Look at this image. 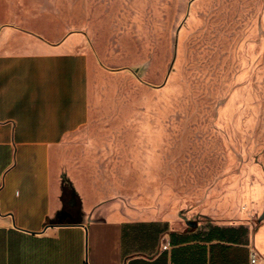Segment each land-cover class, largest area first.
Returning <instances> with one entry per match:
<instances>
[{
  "label": "rangeland",
  "instance_id": "374dc122",
  "mask_svg": "<svg viewBox=\"0 0 264 264\" xmlns=\"http://www.w3.org/2000/svg\"><path fill=\"white\" fill-rule=\"evenodd\" d=\"M189 1L0 0V30L11 33L2 48L67 38L88 52L89 120L72 138L88 142L131 208L255 231L264 220V0H191L185 17Z\"/></svg>",
  "mask_w": 264,
  "mask_h": 264
},
{
  "label": "crops",
  "instance_id": "0c3cea01",
  "mask_svg": "<svg viewBox=\"0 0 264 264\" xmlns=\"http://www.w3.org/2000/svg\"><path fill=\"white\" fill-rule=\"evenodd\" d=\"M10 34L0 30V264H249L252 248L264 255V220L254 231L131 208L88 142L72 138L89 120L88 52L67 38L4 50ZM63 172L83 214L47 223L63 207Z\"/></svg>",
  "mask_w": 264,
  "mask_h": 264
},
{
  "label": "trees",
  "instance_id": "16d2710c",
  "mask_svg": "<svg viewBox=\"0 0 264 264\" xmlns=\"http://www.w3.org/2000/svg\"><path fill=\"white\" fill-rule=\"evenodd\" d=\"M71 198H73V203L70 205L69 200ZM61 199L63 202L62 209L53 219H48L47 223L79 222L83 214L80 200L74 190L72 182L65 174L61 175Z\"/></svg>",
  "mask_w": 264,
  "mask_h": 264
},
{
  "label": "water",
  "instance_id": "95a60500",
  "mask_svg": "<svg viewBox=\"0 0 264 264\" xmlns=\"http://www.w3.org/2000/svg\"><path fill=\"white\" fill-rule=\"evenodd\" d=\"M190 2H191V0L188 2L185 17H186L187 14H188ZM179 28H180V25H179L178 28L176 29V35H175V40H174V52H173L172 60H171V62H170V65H169V68H168V71H167V74H166V78H167V76H168V74H169V72H170V70H171V68H172V65H173V62H174V59H175L176 48H177V34H178V31H179ZM133 71H134V73H135L136 75L139 74V69H138V68H135ZM69 203H70V204L73 203V198H71V199L69 200ZM262 215H264V213H263Z\"/></svg>",
  "mask_w": 264,
  "mask_h": 264
},
{
  "label": "built area",
  "instance_id": "2783aa9c",
  "mask_svg": "<svg viewBox=\"0 0 264 264\" xmlns=\"http://www.w3.org/2000/svg\"><path fill=\"white\" fill-rule=\"evenodd\" d=\"M249 264H264V255L252 248L249 252Z\"/></svg>",
  "mask_w": 264,
  "mask_h": 264
}]
</instances>
